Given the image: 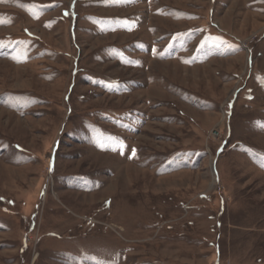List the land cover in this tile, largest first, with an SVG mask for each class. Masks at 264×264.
<instances>
[{"label":"rangeland","instance_id":"rangeland-1","mask_svg":"<svg viewBox=\"0 0 264 264\" xmlns=\"http://www.w3.org/2000/svg\"><path fill=\"white\" fill-rule=\"evenodd\" d=\"M0 21V264H264V0Z\"/></svg>","mask_w":264,"mask_h":264},{"label":"built area","instance_id":"built-area-1","mask_svg":"<svg viewBox=\"0 0 264 264\" xmlns=\"http://www.w3.org/2000/svg\"><path fill=\"white\" fill-rule=\"evenodd\" d=\"M252 62H251V59L249 60V65L251 64Z\"/></svg>","mask_w":264,"mask_h":264},{"label":"snow or ice","instance_id":"snow-or-ice-1","mask_svg":"<svg viewBox=\"0 0 264 264\" xmlns=\"http://www.w3.org/2000/svg\"><path fill=\"white\" fill-rule=\"evenodd\" d=\"M0 22H2V21H0Z\"/></svg>","mask_w":264,"mask_h":264}]
</instances>
